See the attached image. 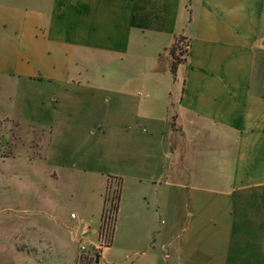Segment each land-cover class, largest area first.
Returning <instances> with one entry per match:
<instances>
[{
  "label": "crops",
  "instance_id": "0c3cea01",
  "mask_svg": "<svg viewBox=\"0 0 264 264\" xmlns=\"http://www.w3.org/2000/svg\"><path fill=\"white\" fill-rule=\"evenodd\" d=\"M178 34L188 38L189 46L185 63L175 70L184 84L165 101L176 109L183 134L170 148L174 159L158 161L173 144L167 127L138 147L134 143L123 157L128 163L131 154L144 160L141 167L151 174L146 183L156 186L164 178L172 197L169 203L158 197L156 203L165 213L170 209L173 220L184 201L182 191L193 192L185 199L191 229L183 232L197 247L175 243L172 264H264L256 239H248L260 230L257 196L263 198L245 192L264 187V0H0V83L46 85L57 93L78 88L103 76L98 62L128 60L137 48L148 58L142 72L157 81L170 72L166 50ZM64 117L71 120L69 114ZM217 162L223 172L215 175ZM109 178L121 185V178L108 175L103 194ZM121 203L119 196V210ZM115 220L116 215L108 248L114 245ZM236 220L243 244L251 246L240 248L237 256L214 244L216 236L230 237ZM172 236L169 229L150 232L144 264H159L153 242L166 249Z\"/></svg>",
  "mask_w": 264,
  "mask_h": 264
},
{
  "label": "rangeland",
  "instance_id": "374dc122",
  "mask_svg": "<svg viewBox=\"0 0 264 264\" xmlns=\"http://www.w3.org/2000/svg\"><path fill=\"white\" fill-rule=\"evenodd\" d=\"M188 46V38L174 36L166 58L171 59L174 47L179 64H184ZM144 56V49L137 48L128 60L115 57L98 62V68L105 71L102 77L58 93L46 85L20 88L0 83V264H95L99 258L100 264H144L149 233L160 229L171 230L173 236L166 249L153 242L159 264H172L175 243L186 249L197 247L189 232H183L191 229L185 199L193 192L182 191L184 201L175 221L170 209L165 213L156 203L158 197L168 203L172 197L161 179L162 171L158 174L161 183L152 186L146 183L149 170L141 167L144 160L131 154L128 163L123 157L134 143L138 147L155 130L164 132L167 127L173 132L169 139L173 144L164 156L159 154L158 161L170 163L174 159L170 148L182 140L176 109L165 101L170 94L175 97L184 80L169 72L156 81L142 72L148 63ZM64 114L71 115V120ZM221 165L215 164V175ZM189 174L184 170V175ZM108 175L121 178V185L119 179L109 178L103 194ZM234 192L240 194V190ZM245 192H257L263 198L257 196L260 210L256 211V201L252 206L261 215L260 230L248 239H256L264 257V187ZM118 194L121 209L116 214L114 245L108 248L115 219L112 204ZM102 207L109 220L103 219L106 227L97 238L93 231L99 233ZM237 222L230 237L214 239L215 246L225 245L236 256L240 248L250 246L243 244L245 238L239 235L243 230H237Z\"/></svg>",
  "mask_w": 264,
  "mask_h": 264
},
{
  "label": "trees",
  "instance_id": "16d2710c",
  "mask_svg": "<svg viewBox=\"0 0 264 264\" xmlns=\"http://www.w3.org/2000/svg\"><path fill=\"white\" fill-rule=\"evenodd\" d=\"M175 47V46H174ZM172 48L171 51H170V57H171V64H170V73L172 74V76H174L175 74V70H176V67L178 66V64L180 62H178L177 60V54H175V48ZM118 201H119V194L118 196L115 198V204H112L113 206V210L115 211V215L117 213V209H118ZM112 208L110 207L109 211L111 210ZM107 216V214L105 213V208H103V211H102V220L105 219V217ZM95 263V262H94Z\"/></svg>",
  "mask_w": 264,
  "mask_h": 264
},
{
  "label": "built area",
  "instance_id": "2783aa9c",
  "mask_svg": "<svg viewBox=\"0 0 264 264\" xmlns=\"http://www.w3.org/2000/svg\"><path fill=\"white\" fill-rule=\"evenodd\" d=\"M70 217H71V218H74V215L71 214ZM104 220H105V221H108V220H109V214H107V216L105 217ZM104 220H103V222H102V225H100V227H99V233H97V231H94V235H96L97 238L100 236V233H102V231H103L101 228L103 227V229H105V227H106L105 224H104V223H105ZM80 250H81V251H84V250H85V247H84V246H81V247H80Z\"/></svg>",
  "mask_w": 264,
  "mask_h": 264
},
{
  "label": "water",
  "instance_id": "95a60500",
  "mask_svg": "<svg viewBox=\"0 0 264 264\" xmlns=\"http://www.w3.org/2000/svg\"><path fill=\"white\" fill-rule=\"evenodd\" d=\"M98 262H99V259H96V260H95V264H98Z\"/></svg>",
  "mask_w": 264,
  "mask_h": 264
}]
</instances>
